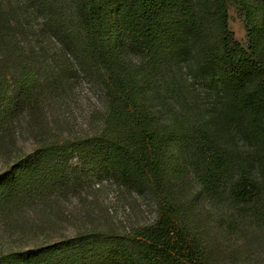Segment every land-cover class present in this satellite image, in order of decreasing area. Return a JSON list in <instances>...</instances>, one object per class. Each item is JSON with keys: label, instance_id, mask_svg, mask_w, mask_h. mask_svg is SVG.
I'll list each match as a JSON object with an SVG mask.
<instances>
[{"label": "trees", "instance_id": "obj_1", "mask_svg": "<svg viewBox=\"0 0 264 264\" xmlns=\"http://www.w3.org/2000/svg\"><path fill=\"white\" fill-rule=\"evenodd\" d=\"M81 80L97 102L76 130L58 112ZM0 157V215L36 240L0 264L208 262L199 195L264 228V0H0ZM104 181L153 217L106 222L82 198Z\"/></svg>", "mask_w": 264, "mask_h": 264}, {"label": "rangeland", "instance_id": "obj_2", "mask_svg": "<svg viewBox=\"0 0 264 264\" xmlns=\"http://www.w3.org/2000/svg\"><path fill=\"white\" fill-rule=\"evenodd\" d=\"M228 9L230 29L235 38L246 45L247 30L243 16L234 4L229 5ZM89 87L90 84L81 80L77 94L66 98V105L63 106L65 108L58 112V114L65 113L66 116H69V128L74 127L79 130L88 122L87 117L97 102L92 95H86L85 92ZM25 138L26 136L22 135L23 148L26 152H30L31 145ZM1 162L2 157H0V168ZM90 190L82 191L83 200L89 201L88 203L95 202L97 204L99 202L101 204L100 210H102L103 204V210H109L108 216L110 217L105 221L109 224L113 223L118 228L128 229L130 226L151 219L154 215L150 208L148 196L137 192L135 189L131 190L113 181H104ZM69 199L66 211L72 214H77L78 211L80 213L81 207L78 206L81 200L77 197ZM196 202L195 217L198 221L206 224L212 238L209 261L201 264H264V228L246 226L242 221L245 217H240L242 214H240V210L242 209H236L231 204L227 194L216 198L201 194ZM20 216L22 223L25 219L27 220V216ZM233 220L237 222L233 224ZM28 224L26 225L28 230L21 231L12 227V223L7 222V219L0 215V259L3 256L8 257L10 254L24 251L33 246L36 240L33 236L31 223L28 222ZM88 226H91V223ZM57 228L58 226L51 225L50 231ZM62 231H64L63 227L61 228ZM69 232L72 230L69 229ZM54 234H56L55 231Z\"/></svg>", "mask_w": 264, "mask_h": 264}]
</instances>
